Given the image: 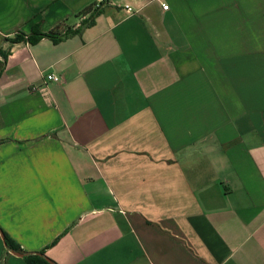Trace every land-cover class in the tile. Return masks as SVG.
<instances>
[{"label":"crops","instance_id":"obj_1","mask_svg":"<svg viewBox=\"0 0 264 264\" xmlns=\"http://www.w3.org/2000/svg\"><path fill=\"white\" fill-rule=\"evenodd\" d=\"M91 7L0 0V264H264V0Z\"/></svg>","mask_w":264,"mask_h":264},{"label":"trees","instance_id":"obj_2","mask_svg":"<svg viewBox=\"0 0 264 264\" xmlns=\"http://www.w3.org/2000/svg\"><path fill=\"white\" fill-rule=\"evenodd\" d=\"M98 13H100V11L93 13L91 19L93 20V18ZM59 29H60V27H57L49 33H42L39 30H36L32 35L27 37V40L30 43H36V42L42 40L43 38L62 39V38L68 37L69 35L75 34L78 31V30H75V31L70 30V31H67L65 34H60ZM6 41L11 43V44H14V43H17L19 41H24V38L21 36H16L15 38L10 39V40H6ZM0 57L2 58V61L0 60V76H1V74L4 70V67H5V62L7 60L8 53L2 51V52H0ZM4 236H5L4 242L6 245V253L8 251L15 252V253H22L21 248L6 233H4ZM24 259L26 260V262L28 264H54L52 261L47 259L43 253L40 255H25Z\"/></svg>","mask_w":264,"mask_h":264},{"label":"built area","instance_id":"obj_3","mask_svg":"<svg viewBox=\"0 0 264 264\" xmlns=\"http://www.w3.org/2000/svg\"><path fill=\"white\" fill-rule=\"evenodd\" d=\"M109 2V0H92V11L94 13L98 12V11H101L102 8ZM123 8L130 14V13H133L134 10L132 7H130L129 5H125L123 6ZM162 9L164 11H167L169 10V6L166 5V4H162ZM0 60L2 61V58L0 57ZM63 82V80L54 75V74H50L46 77V83H61Z\"/></svg>","mask_w":264,"mask_h":264},{"label":"water","instance_id":"obj_4","mask_svg":"<svg viewBox=\"0 0 264 264\" xmlns=\"http://www.w3.org/2000/svg\"><path fill=\"white\" fill-rule=\"evenodd\" d=\"M0 237H1L2 240L4 241L5 236H4V233L2 232L1 229H0ZM4 244H5V242H4ZM5 246H6V245H5ZM12 254H15L16 256H19V257H22V256H23L22 253H15V252H12Z\"/></svg>","mask_w":264,"mask_h":264}]
</instances>
